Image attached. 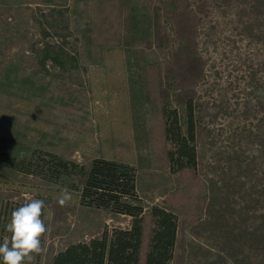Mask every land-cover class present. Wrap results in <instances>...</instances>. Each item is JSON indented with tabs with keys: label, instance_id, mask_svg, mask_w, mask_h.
<instances>
[{
	"label": "rangeland",
	"instance_id": "rangeland-1",
	"mask_svg": "<svg viewBox=\"0 0 264 264\" xmlns=\"http://www.w3.org/2000/svg\"><path fill=\"white\" fill-rule=\"evenodd\" d=\"M187 4L200 19L198 52L205 61L195 102L199 197L205 204L193 203L194 219L185 218L186 264H264V0ZM92 7V0H0V95L16 105L25 101L52 109L60 120L74 119L76 129L69 126L68 134L86 136L82 148L70 149L40 140L23 125H0V136L7 140L0 142V241L10 238L6 225L14 209L43 199L48 230L34 264H49L56 253L72 243L89 242L106 227L131 226L130 216L102 208L56 207L45 191L65 190L66 185L17 168L30 148L81 163L92 158L90 149L100 141L99 118L120 99L104 86L108 68H114L116 81L126 90L121 102H128L139 137L160 138L156 127L152 132L158 107L153 99H143L136 61L106 58V48L88 42ZM157 25L160 33H170L164 12H159ZM154 45L145 50L152 68L147 81L152 77L158 83L162 75L169 88V50ZM47 53L60 55L61 61L46 58ZM146 117L148 127L142 124ZM123 153L115 154L128 160L124 157L131 154ZM155 156L160 159L159 150L150 153ZM181 180L179 172L166 167L140 170L142 205L169 207L168 196L178 192Z\"/></svg>",
	"mask_w": 264,
	"mask_h": 264
},
{
	"label": "trees",
	"instance_id": "trees-1",
	"mask_svg": "<svg viewBox=\"0 0 264 264\" xmlns=\"http://www.w3.org/2000/svg\"><path fill=\"white\" fill-rule=\"evenodd\" d=\"M92 2L88 42L106 48V58L136 61L137 73L142 77L139 86L143 99H153L158 107L152 132L156 127L160 138L145 141L139 137L128 102L126 105L121 102L123 96H127L126 90L116 81L114 68H108L104 86L111 97L119 94L120 99L110 106L108 114H101L99 118L100 141L90 149L92 158L81 163L55 152L30 148V153L17 163V168L62 187L66 185L65 190L45 191L53 195L56 207L64 206L58 201L61 194L67 192L71 198L66 202L69 206L66 209L75 211L77 205H82L132 218L129 228L111 230L106 227L89 242L70 244L56 253L49 264H186L185 218L194 219L193 203L196 207L205 204L199 197L196 153L195 102L197 88L205 76V61L199 55L197 43L200 19L190 10L187 0ZM159 12H164L170 33H160ZM154 44L169 50L167 78L173 80L169 88L162 75L158 83L152 77L147 81L152 68L147 64L145 50L153 48ZM46 58L61 61L60 55L47 53ZM10 100L0 95L1 126L20 124L40 140L70 149H80L84 145L83 132L73 137L68 134L69 126L74 125L76 129L74 119L60 120L52 109L25 101H16V105ZM12 108L15 109L12 111ZM102 118L106 123H100ZM142 124L148 127L151 121L146 117ZM4 141L7 142L0 136V142ZM158 150L160 159L156 156L152 159L150 153ZM116 152L120 155L134 153V156H123L128 159L124 160L116 156ZM153 165L181 174V187L168 196L169 207L154 205L145 209L141 203L138 173Z\"/></svg>",
	"mask_w": 264,
	"mask_h": 264
},
{
	"label": "clouds",
	"instance_id": "clouds-1",
	"mask_svg": "<svg viewBox=\"0 0 264 264\" xmlns=\"http://www.w3.org/2000/svg\"><path fill=\"white\" fill-rule=\"evenodd\" d=\"M70 194H61L58 203L64 205ZM43 199H33L14 209L6 225L10 238L0 241V264H34L37 255L44 251L43 239L47 225L42 218Z\"/></svg>",
	"mask_w": 264,
	"mask_h": 264
}]
</instances>
